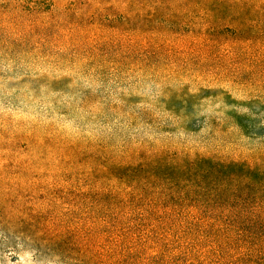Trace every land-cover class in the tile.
I'll list each match as a JSON object with an SVG mask.
<instances>
[{"label":"rangeland","instance_id":"obj_1","mask_svg":"<svg viewBox=\"0 0 264 264\" xmlns=\"http://www.w3.org/2000/svg\"><path fill=\"white\" fill-rule=\"evenodd\" d=\"M16 10L0 0V264H189L184 252L193 244L199 252L214 247L251 256L244 264H264L258 255L264 214L239 216L220 198L201 204L204 214L221 216L204 232L221 236L212 244L187 226L170 232L156 219H126L120 224L126 236L114 247L105 235L92 234L105 224L86 201L97 172L91 151L74 156L75 145L64 151L57 145L92 139L119 154L169 161L190 154L193 170L205 160L204 177L234 190L246 176L258 178L260 164L253 160L264 151V91L248 96L245 89L223 91L208 82L200 89L198 79L218 69L220 56L168 33L169 26L134 23L124 31L118 17L116 27L105 25V12L94 20L84 10ZM229 160L256 167L248 171L241 162L233 168ZM111 179L109 186L121 178ZM163 236L169 239L159 245Z\"/></svg>","mask_w":264,"mask_h":264},{"label":"trees","instance_id":"obj_2","mask_svg":"<svg viewBox=\"0 0 264 264\" xmlns=\"http://www.w3.org/2000/svg\"><path fill=\"white\" fill-rule=\"evenodd\" d=\"M4 1L12 10L23 12L25 9L30 14L38 15H59L70 11L76 15L84 10L91 12L96 20L105 12L110 22L105 25L116 27L118 17L121 26L125 27L124 31L130 30L128 27H132L134 23L140 29L150 23L169 26V29H165L168 33L200 42L210 53L220 56L218 69L208 68L211 70L207 76L198 79L200 89L208 82L209 85L219 84L223 91H230L231 87L245 89L248 96H260L259 93L264 91V0H109L108 4L100 0ZM81 1L86 2V8L79 7ZM23 6L27 8L22 9ZM225 54H229L230 58L224 59ZM211 128L212 133H215L214 127ZM91 140L60 141L57 145L60 151L71 150L69 146L75 145L74 156L91 151V159L97 172L95 183L91 186L86 184L89 188L86 201L93 204L95 218L101 217L105 224L103 229L95 228L92 234H98L101 238L105 235L114 247L122 242L123 235L126 236L120 228V224L126 219H156L167 223L170 232L178 226H187L189 233L196 231L198 235H202L199 240H210L209 244H212L216 237L221 236H215V230L209 233L213 237L205 236L204 232L210 223L221 221V216L217 212H212L210 216L203 213L201 204L206 200L223 199L224 205L233 204L236 207L233 211L238 212L239 216L251 215L253 219L259 220L264 214L262 148L253 160V163L260 164L258 178L255 180L254 176H246L247 180L237 181L235 189L228 190L216 185L220 184L218 178L204 177L209 173L201 170L207 165L205 160L197 162L199 164L193 170L188 164L190 154L188 157L184 153L181 159L172 161L160 155L152 158L137 151L119 154L110 151L106 143ZM205 157L202 155L203 159ZM72 159L74 157L70 158ZM229 161L227 166L231 165L233 168L241 162L248 171L255 170L256 167L255 164H249L248 160ZM23 162L26 163L25 160ZM111 178L121 179L117 185L109 186ZM251 183L258 185L253 191H248ZM0 205L3 206L1 203ZM168 237H161L159 245L168 241ZM197 247V244L190 245L184 252L189 264H228L229 260L244 264L247 261L245 259L251 257L241 252L234 256L232 251L223 254L214 247L204 248L199 252ZM175 253L178 254L179 251ZM261 254L264 255V248L258 255Z\"/></svg>","mask_w":264,"mask_h":264}]
</instances>
